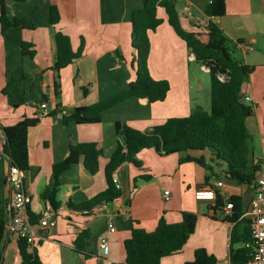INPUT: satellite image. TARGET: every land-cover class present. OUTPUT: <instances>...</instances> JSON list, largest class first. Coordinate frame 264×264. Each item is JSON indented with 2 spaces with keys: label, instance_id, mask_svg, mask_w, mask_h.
Segmentation results:
<instances>
[{
  "label": "crops",
  "instance_id": "1",
  "mask_svg": "<svg viewBox=\"0 0 264 264\" xmlns=\"http://www.w3.org/2000/svg\"><path fill=\"white\" fill-rule=\"evenodd\" d=\"M174 1L185 29L203 31L210 20L218 22L230 40L232 55L254 67L242 85L241 99L253 107L252 115L246 119V127L252 150L250 160L259 165L255 173L257 178L264 171V0H227L226 13L218 18L206 15L209 0ZM143 2L27 0L6 3L10 18H23L33 26L10 28L4 34L0 28V124L12 125L25 116L39 117L38 123L28 130L29 167L24 172L23 186L30 197L29 214L51 213L57 221L55 227L45 230L31 245L43 264H101L97 247L100 234H105L108 239L111 264H123V243L134 226L151 231L161 216L168 222H179L182 211L196 214L194 230L183 248L164 256L160 264L190 261L194 250L200 247L217 258L216 264H233L230 247L234 223L226 220L219 206L215 209L216 199H196L194 192L221 180L223 185L216 188V192L222 206L230 195H240L245 213L254 188L232 178L225 181L222 162L212 163L210 171L194 161L184 160L186 156H200L201 152L161 155L154 148L143 149L137 155L140 166L126 162L115 169L121 195L116 201L106 203L100 213L86 214L66 206L68 201L80 203L105 189V164L118 140H123L116 134L115 121L147 130L169 117L185 116L205 105L197 93L205 84L200 82L193 63H197L200 70L208 72V68L195 61L194 54L168 24L164 10L159 8L162 23L149 32L147 65L153 78L168 80L170 89L166 98L147 102L129 97L104 110L99 122L63 123V114L121 92L134 79L132 61L136 50L131 44L130 14ZM50 5H56L60 13L56 25L49 22ZM58 30L69 36L73 50L81 42L83 50L79 58L59 71L61 87L56 98L52 66L56 59L54 35ZM23 42L32 45L33 57L22 54ZM206 91L205 106L210 109V79ZM42 102L46 103L45 108L40 106ZM56 105L58 111L51 114ZM3 141L0 130V144ZM79 142L97 143L102 150L99 169L90 174L79 162L64 171L56 194L60 206L54 210L40 195L51 180L52 164L67 154L70 145ZM9 165L8 157L0 155V213L4 215L5 223L9 218L11 199V189L6 181ZM143 174L149 175L150 179L137 178L134 186V178ZM165 191H168L166 196ZM108 222L114 224V231H107ZM0 264H21L18 238L9 234L6 228L0 238Z\"/></svg>",
  "mask_w": 264,
  "mask_h": 264
},
{
  "label": "trees",
  "instance_id": "2",
  "mask_svg": "<svg viewBox=\"0 0 264 264\" xmlns=\"http://www.w3.org/2000/svg\"><path fill=\"white\" fill-rule=\"evenodd\" d=\"M9 1L24 3L27 0H0L1 33L4 34L8 29L15 27L32 28L33 26L28 25L25 19L8 16L6 3ZM226 1L209 0L205 8L206 15L210 18L224 15ZM159 8L164 10L168 24L194 54L195 61L208 68L210 109L205 110L197 107L188 115L169 117L147 130H139L124 122L115 121L116 134L123 140H118L105 164L106 187L80 203L68 201L66 206L71 210H89L100 203L116 201L121 195V189L113 180L115 169L126 162L140 166L137 155L146 148H154L161 155L182 151L201 152L200 156H186L184 160L194 161L210 171L212 163L222 162L225 176L228 175L230 178L252 185L254 188L255 173L258 171L259 165H254L250 160L252 150L250 134L246 127V119L252 115L253 107L245 104L241 99L242 85L248 80L254 67L237 60L232 55L229 47L230 40L218 22L210 20L203 31L185 29L180 22L174 0H144L140 8L131 12V44L136 50L132 63L136 61V66L134 65L135 77L128 87L93 104L77 106L70 114H63V123L99 122L104 110L129 97L144 99L147 102L162 101L166 98L170 89L168 80L153 78L147 65L150 53L149 32L156 30L162 23V18L158 15ZM59 20L60 13L57 6L50 5V24L56 25ZM54 40L56 59L52 70L54 71L55 96L58 98L61 87L59 71L81 56L83 42L76 50H73L69 36L59 30L56 31ZM31 46L30 43L23 42L22 54L33 57L35 51L30 49ZM218 74H224L225 79L220 80ZM58 105L50 112L51 114L58 111ZM38 121V116H25L12 125L0 124V130L4 136L1 146L9 159V164L17 166L24 172L29 167L28 130ZM101 154L102 150L96 142H79L70 145L67 154L52 164L51 180L40 195L44 203L57 210L60 206V202L56 199L60 186V175L79 162H82L86 171L95 174L99 169ZM248 168H250L249 171H247ZM137 178L149 180L150 176L143 174L135 177L134 186H136ZM218 196L220 195L217 194L215 209L219 206L226 220L234 223L231 234V262L243 264L251 259L252 248L246 244L251 243L253 237L248 220L243 217L242 199L240 195H230L226 198V201L233 202L231 213L226 214ZM29 217L30 220L35 221L41 217V214H29ZM196 219L197 216L194 212L182 211L179 222H168L161 216L156 227L151 231L134 226L130 236L123 243L125 250L123 264H160L164 256L177 253L183 248L194 230ZM4 229L5 219L4 215L0 213V238L3 236ZM235 244L238 246L235 247ZM18 249L21 264H43L36 248L32 247L24 238L18 239ZM216 263L217 258L200 247L194 250L192 260L182 264Z\"/></svg>",
  "mask_w": 264,
  "mask_h": 264
},
{
  "label": "built area",
  "instance_id": "3",
  "mask_svg": "<svg viewBox=\"0 0 264 264\" xmlns=\"http://www.w3.org/2000/svg\"><path fill=\"white\" fill-rule=\"evenodd\" d=\"M188 14H191L188 11ZM206 67V66H205ZM207 68V67H206ZM224 74H218L220 80L225 79ZM42 108L46 107V103L40 104ZM0 155L6 156L0 144ZM24 171L15 165H9L6 181L11 189V199L8 205L9 218L5 223L7 232L16 238H24L30 245L34 244L37 239L43 236V232L47 229L56 226V218L51 213L41 216L39 219L30 220L27 205L30 202V197L25 193L23 186ZM113 180L120 187L117 177L113 173ZM223 182L218 180L212 186L202 187L194 192L196 199L214 200L217 197L216 188L221 187ZM165 196L168 191L164 192ZM106 203H100L94 208L83 210L86 214L100 213ZM233 202L226 201L223 206V211L226 214L231 213ZM243 217L248 220L253 240L246 244L251 246V259L243 264H264V171L260 172L254 184L253 195L250 199L248 208ZM107 231H114L115 226L112 222L106 224ZM98 255L100 256L101 264H111L108 257L109 244L105 234H100L97 238ZM153 264V263H149Z\"/></svg>",
  "mask_w": 264,
  "mask_h": 264
},
{
  "label": "rangeland",
  "instance_id": "4",
  "mask_svg": "<svg viewBox=\"0 0 264 264\" xmlns=\"http://www.w3.org/2000/svg\"><path fill=\"white\" fill-rule=\"evenodd\" d=\"M136 62V61H135ZM134 62V65L136 66V63ZM195 64V71L197 73V76L200 79V82H202L203 84H205V87L203 90H196L197 93L199 92V96L201 97L200 101L203 103V105H206V100H207V91H206V84L208 83L209 79H210V75L208 72L200 70V67L197 63H193ZM59 82H60V78H59ZM196 88L198 89V83L196 84ZM205 95V97L203 98V96ZM209 101V100H208ZM200 106L201 108L205 109V110H209V108H206V106Z\"/></svg>",
  "mask_w": 264,
  "mask_h": 264
},
{
  "label": "water",
  "instance_id": "5",
  "mask_svg": "<svg viewBox=\"0 0 264 264\" xmlns=\"http://www.w3.org/2000/svg\"><path fill=\"white\" fill-rule=\"evenodd\" d=\"M224 179H225V181L226 180H231V178L228 176V175H226L225 177H224ZM236 180V179H235Z\"/></svg>",
  "mask_w": 264,
  "mask_h": 264
}]
</instances>
